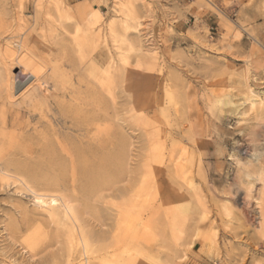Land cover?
Returning a JSON list of instances; mask_svg holds the SVG:
<instances>
[{"label": "rangeland", "instance_id": "obj_1", "mask_svg": "<svg viewBox=\"0 0 264 264\" xmlns=\"http://www.w3.org/2000/svg\"><path fill=\"white\" fill-rule=\"evenodd\" d=\"M58 1L72 8L90 2L102 22L121 34L123 15L118 10L124 1L129 9L125 18L134 26L141 24L127 36L136 50L112 39L108 51L114 66L111 94L105 95L97 83L89 87L83 71L73 75L74 87L67 90L66 101L75 100L69 101L65 113H80V126L74 123L77 120H67L69 127L76 125V131L64 129L59 136L65 135L58 137L48 120L38 124L37 116L21 131L26 139L14 148L15 165L23 166L30 177L60 179L63 188H75L83 196L111 182L125 188L123 197L111 201L113 212L86 203L89 224L96 230L101 222L113 224L112 214L125 221V236L101 243L98 254L90 257L92 264H106L107 260L96 262L97 256L123 259L125 264H264V232L259 228L255 199L260 198L259 206L264 208L263 186L257 182L247 201L236 200L232 194L237 183L236 156L248 160L253 148L264 153V104L254 109L244 104L249 90L264 91V0H188L184 4L176 0H1L0 49L13 35V40L32 34L36 38L51 28ZM35 19L43 22L41 27L45 24V30L36 26ZM101 51L98 48L95 59L104 67ZM62 57L58 51V64L65 61ZM13 73L17 82L29 81L20 68ZM148 82L156 90L152 86L150 101L144 95ZM53 88L48 86L52 94ZM51 112L47 111L48 116ZM103 113L111 117V139L85 144L77 129L87 125L86 115ZM28 118L22 110V125ZM8 188L0 181V264H84L83 257H68L64 239L58 243L45 222L47 231L37 248L27 253L21 245L23 235L10 225L13 219H21L19 208H25V203L15 202V209L16 196ZM187 200L189 204L182 208ZM5 225L9 235L3 232Z\"/></svg>", "mask_w": 264, "mask_h": 264}, {"label": "bare ground", "instance_id": "obj_2", "mask_svg": "<svg viewBox=\"0 0 264 264\" xmlns=\"http://www.w3.org/2000/svg\"><path fill=\"white\" fill-rule=\"evenodd\" d=\"M209 1L210 3H214L211 2V0ZM231 1L235 3L233 0ZM225 2L226 4L230 3L228 1ZM128 10L129 9H127L125 2L122 1L119 5V10H118L123 15V18L120 20V24H119L123 31V34H121L118 33V31H116L115 26L111 27L110 24L107 23L104 24L102 22V19L99 17L97 13V7L93 6L90 2L86 1L83 4H80L77 7L72 8L63 5L62 2L58 1L55 3L53 7V12H55L57 15L55 19L54 18L51 19L52 20L51 28H48L49 30V31L47 30L48 33L45 30V24L43 25V27H41L43 22L40 23V21L36 20L37 19L36 18L35 19L36 26L41 27L42 31L43 30L45 31L42 32L40 30V32L42 33L39 32L40 34L37 35L36 38L32 37L33 36L32 34V36L28 35L29 36L28 38L26 36V38L23 39L21 38V39L13 40L15 39L13 38L14 36L13 35L12 37L5 39L4 45L2 46V50L0 49V52L2 51V53L0 54L1 55L0 56V66H1L0 67V181L6 183L7 187L9 188L12 187V190L9 191V193L10 194L12 193L13 195V196L11 195L12 197L15 196L17 197V198L15 197L17 201H14L15 209H16L15 202L20 203L19 205L25 203V208L24 207L22 208L23 205L20 206L21 208L17 206L20 211L19 216L21 215V219L20 218L18 219V217L17 219H13L14 221L10 225L16 232H19V235H23L24 238L21 245L23 246L24 250L27 253H30L31 251L37 248V247L35 248V246L40 240L42 234L45 232V229L47 231V227H48V231H49V227L52 228L51 229L52 231L54 230L53 232H55V235H57L56 237L58 243H60V240L64 239L65 242L63 240L62 242L66 244L68 257L72 258L75 255H77L78 257H83L84 264H92L93 261L91 260L90 257L98 254V248L101 243L108 241L110 239L112 240L121 239L125 236V221L123 222L124 223L123 224L121 222V219L119 218L117 219V213L109 215L110 216L109 219L113 222V224L111 223L105 224V222L104 223L101 222L100 226L98 227L99 230H96L94 228L95 226L93 225L90 226L89 222L91 218L90 219L87 218L89 215H91L90 208L88 204H86V203L94 202L95 204L93 203L94 204V208L92 207L93 209H96L98 207L101 208L100 209L101 211L102 209L107 211L110 209L109 206H111V201L113 199L123 197V195L125 194L124 187H118L117 183L115 184L111 182V186L109 183V186L105 185L104 188H100L101 190H98L97 192L93 193L90 196L80 195L75 188H72L70 190L68 189L67 185H66L67 188L65 187L63 188L59 184L61 180L58 178L57 179L60 181L58 180L56 181V178L52 180L50 178L39 179L36 177L34 178L30 177L29 173L25 171V168L23 166L15 165L16 151H14V148L15 146L19 147L20 144H22V142L26 139V136L24 134L25 131L23 133L21 131L27 128L30 124H32L33 119H35V117L37 118V116L39 117L38 124L39 123L41 124L45 119L48 120V124L50 126L49 128H52L54 134L58 137L62 136L63 133L60 136L59 133H61L64 129L72 130L73 132L76 131L75 128L79 121L80 113L78 114L79 116L75 115L74 109H72L74 110L73 112L70 111L71 109L69 110L70 113H74V115L72 114L68 115L65 113L66 107L70 106L69 101L71 99L75 100L74 98H71L67 102L66 97H68L67 90H71L74 87L73 75L76 72L82 73L83 71L84 75L83 77L82 76L81 77L83 79L85 77L88 80L89 87L90 85L94 86V83L95 84L97 83L96 84L97 87L99 86L101 90L104 92V94L107 93L109 95L112 93V89L114 86V80H112L113 67H114L113 55L108 53V51H110L109 49L112 39L114 38V40L118 44H122V45L123 44L125 45V43H129L131 50H136V47L132 42H130L129 39H127V36L131 31H138L139 26L141 25L140 24L138 26H134L128 22V18H125V13H127ZM49 11L51 12V10ZM50 15L53 16L54 14L51 13ZM100 24H102V27H99ZM59 31H63V32H59ZM98 48L99 49L103 48V51H101V55L99 56V58H101V60L104 59L106 60L107 64L104 67H102L99 64L98 60L95 59V52L98 51ZM58 51L59 53H61L62 56H64L62 57V59L65 60L61 64L60 63L58 64L56 61L57 60L56 53ZM121 59L122 60L124 59L123 56L121 57ZM17 68H20L22 70V73H25L24 75H29L30 77L28 78L29 81H27L26 83H21L19 81L18 82L16 81L17 78L14 75L13 70ZM80 74L77 75L80 77ZM119 82L120 80L116 81V83L120 84ZM49 85H53L54 87L53 94L52 92L50 93V89H48ZM152 86L154 91H156L154 85L153 84L151 85V83L149 82L146 83L144 86V95L146 93V96L148 98L147 100L149 101L151 98H152L151 100H153L151 94ZM21 95L23 97H20ZM154 97L157 98V96L155 95ZM76 101L78 102V100ZM247 103L249 104L251 109H254L256 105H263L264 91L259 90V92H256L253 90H249L248 96H246L244 101V104ZM54 107L57 110L56 112H53L55 111L53 110ZM70 108H74V107H70ZM67 109L66 111H68ZM238 109L239 106L235 108L236 111ZM22 110H25L29 115V118L27 119L25 125H22V121H21ZM47 111L50 112L52 111L50 116H48ZM68 118H71L72 120H77L76 122H74L76 123V125L75 126L73 125L74 126V127L72 126L73 128L68 126L70 125L68 124L67 121L70 120ZM86 118L88 122L87 125L84 128L77 129V131L80 132L78 133L81 135L82 141H86L85 144H90L92 142H97V141L103 143L107 139L109 140L111 139L109 137H111V131L113 128L110 122L111 117H109L107 113H103L102 115H98V116L86 115ZM121 129H123V127H121ZM34 131L38 132L40 130L34 128ZM68 132L69 131H67V133ZM39 133H41V131ZM64 135L65 133L63 134V136ZM67 135L72 136L69 135V133ZM58 137L56 138L58 139ZM109 140H107V142ZM193 142L196 143V141ZM123 147L122 149H124ZM111 149H113V147ZM124 152L123 154L125 155ZM119 154H121V152ZM123 154L121 156H123ZM121 156L119 155L120 158L117 156L115 157L122 159L123 157L121 158ZM57 157L59 156L57 155ZM247 158L248 160L249 159L254 160L256 165H260L264 163V153H258V151H255V154L253 155V150H252L247 155ZM239 159L245 162L248 161L242 159L241 157H239ZM120 161L122 162V160ZM120 161L118 162V164L121 165L122 163ZM124 161L125 160H123V162ZM246 174L247 173L242 175H246ZM256 183L257 182H255L252 187H249L247 191H245L246 189L241 188L238 182L234 184L232 188L233 191L232 194L234 196V199L236 200L242 199V201H245L247 197L251 196V193L253 192L252 190ZM262 186H263L262 190H264V184H262ZM4 188L6 189V187ZM259 196L261 195L259 194ZM23 198L24 199L29 198L28 199L30 203L29 207L28 206L26 207V203L28 201L24 202ZM255 199L258 200L257 204L258 207L260 208V210H258L259 218H260L259 228L262 232H264V208H262V206L261 207L259 206L260 198L257 197ZM123 204H125V201H123ZM188 204H189L188 200L184 201L181 204V207L185 208ZM44 222L48 226L43 229L44 225H42V223ZM120 222L122 223L121 226L119 225ZM34 223H36V226L33 225ZM116 224L118 225L116 226ZM115 226L118 227V229L115 228ZM8 228L9 227H7L6 225L3 226L2 228L3 232L5 234L7 233V235H9ZM94 260L96 262L107 260L106 264H125L123 259L113 261L112 259H108L107 256H102V257L97 256L94 257ZM173 264H177V263L173 262Z\"/></svg>", "mask_w": 264, "mask_h": 264}, {"label": "clouds", "instance_id": "obj_3", "mask_svg": "<svg viewBox=\"0 0 264 264\" xmlns=\"http://www.w3.org/2000/svg\"><path fill=\"white\" fill-rule=\"evenodd\" d=\"M252 144V142H250ZM253 155L255 154V148H253ZM238 172L237 182L241 188L247 189L252 187L255 182L264 184V163L256 165L255 161L249 159L247 162L242 161L236 156L235 160ZM254 172V174H253ZM246 175H242L245 174Z\"/></svg>", "mask_w": 264, "mask_h": 264}, {"label": "crops", "instance_id": "obj_4", "mask_svg": "<svg viewBox=\"0 0 264 264\" xmlns=\"http://www.w3.org/2000/svg\"><path fill=\"white\" fill-rule=\"evenodd\" d=\"M177 2H179V3H182V4H184L186 1H188V0H176ZM0 4H1V0H0Z\"/></svg>", "mask_w": 264, "mask_h": 264}, {"label": "built area", "instance_id": "obj_5", "mask_svg": "<svg viewBox=\"0 0 264 264\" xmlns=\"http://www.w3.org/2000/svg\"><path fill=\"white\" fill-rule=\"evenodd\" d=\"M234 2H236V0H233Z\"/></svg>", "mask_w": 264, "mask_h": 264}]
</instances>
